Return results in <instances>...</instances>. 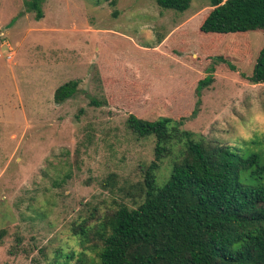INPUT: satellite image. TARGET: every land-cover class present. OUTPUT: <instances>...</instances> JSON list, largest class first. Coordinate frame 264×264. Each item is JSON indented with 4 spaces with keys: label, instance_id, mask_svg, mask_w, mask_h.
I'll use <instances>...</instances> for the list:
<instances>
[{
    "label": "rangeland",
    "instance_id": "obj_1",
    "mask_svg": "<svg viewBox=\"0 0 264 264\" xmlns=\"http://www.w3.org/2000/svg\"><path fill=\"white\" fill-rule=\"evenodd\" d=\"M43 8L36 20L25 0H0V264H48L58 250L78 256L72 226L137 192L155 138L134 134L130 114L172 117L264 165V83L252 80L264 31L202 33L209 0L185 11L156 0H45ZM75 79L77 92L57 103L56 89ZM171 167L165 159L159 179ZM112 174L113 192L102 185Z\"/></svg>",
    "mask_w": 264,
    "mask_h": 264
},
{
    "label": "trees",
    "instance_id": "obj_2",
    "mask_svg": "<svg viewBox=\"0 0 264 264\" xmlns=\"http://www.w3.org/2000/svg\"><path fill=\"white\" fill-rule=\"evenodd\" d=\"M102 1L117 5V0ZM156 1L178 11L187 10L192 2ZM209 1L211 8L199 27L202 33L218 38L264 31V0ZM44 2L25 0L26 10L41 20ZM220 59L235 68L224 56ZM212 78L210 74L200 80L198 96ZM252 80L264 83V46ZM78 86L76 79L60 85L55 101L74 96ZM182 124L169 116L151 120L129 115L127 125L134 134L155 138L154 159L142 168L137 192L113 197L105 210L74 224L79 255L58 250L48 264H264V165L259 155L244 157L225 144L211 145ZM167 158L172 167L161 180L158 170ZM242 174L261 181L244 182ZM102 185L113 192L116 174ZM125 196L132 199V206ZM5 233L0 229V237Z\"/></svg>",
    "mask_w": 264,
    "mask_h": 264
},
{
    "label": "crops",
    "instance_id": "obj_3",
    "mask_svg": "<svg viewBox=\"0 0 264 264\" xmlns=\"http://www.w3.org/2000/svg\"><path fill=\"white\" fill-rule=\"evenodd\" d=\"M203 19V18H202Z\"/></svg>",
    "mask_w": 264,
    "mask_h": 264
}]
</instances>
